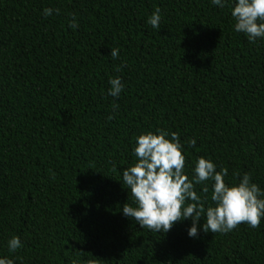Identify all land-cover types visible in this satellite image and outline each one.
<instances>
[{
    "label": "trees",
    "instance_id": "16d2710c",
    "mask_svg": "<svg viewBox=\"0 0 264 264\" xmlns=\"http://www.w3.org/2000/svg\"><path fill=\"white\" fill-rule=\"evenodd\" d=\"M44 7L59 11L44 16ZM157 7L159 29L147 23ZM230 7L0 0V256L14 264H264V217L255 228L206 232L202 213L189 237L191 218L163 233L120 210L135 206L121 175L137 159L135 137L158 128L177 133L189 180L205 157L227 170L226 183L248 172L264 191V37L234 31ZM116 76L124 88L112 97ZM211 183H194L205 207ZM12 235L22 241L15 252L6 247Z\"/></svg>",
    "mask_w": 264,
    "mask_h": 264
},
{
    "label": "clouds",
    "instance_id": "9594fccd",
    "mask_svg": "<svg viewBox=\"0 0 264 264\" xmlns=\"http://www.w3.org/2000/svg\"><path fill=\"white\" fill-rule=\"evenodd\" d=\"M213 5L224 7L229 4L231 17L234 19L233 29L246 34L249 41L264 37V0H211ZM59 9L44 7V16H50ZM160 9L157 7L147 18V23L159 29ZM75 16L69 21V27L75 28ZM112 57L118 55V49L110 50ZM108 95L118 97L124 85L119 76L109 77ZM117 106L113 104V109ZM111 118V114L108 119ZM194 144V139L187 141ZM181 144L176 132L156 129L141 132L135 137L132 147L136 161L121 169L122 181L135 206L124 203L121 212L134 220L140 228L151 231L167 232L176 221L191 218L187 228L189 237L198 233L197 221L204 222L199 228L206 232H227L240 223H247L255 228L264 217V191L251 180L248 172L237 174L232 183H226V169L216 170L212 160L197 157L192 167L193 176L189 180L183 172L185 157L181 152ZM210 180L211 194L206 207L201 204V197L194 190V183ZM202 191L207 193L209 186L205 184ZM207 199V198H206ZM189 201L185 203V201ZM10 252L22 247L17 235L6 241ZM0 264H14L7 256H0Z\"/></svg>",
    "mask_w": 264,
    "mask_h": 264
}]
</instances>
